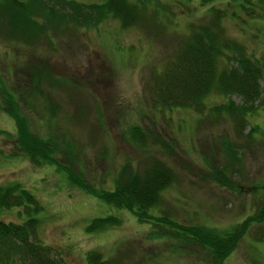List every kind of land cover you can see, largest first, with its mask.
I'll return each instance as SVG.
<instances>
[{
	"label": "rangeland",
	"instance_id": "obj_1",
	"mask_svg": "<svg viewBox=\"0 0 264 264\" xmlns=\"http://www.w3.org/2000/svg\"><path fill=\"white\" fill-rule=\"evenodd\" d=\"M184 1L159 0L166 10L158 16L157 0L147 3L132 26L108 15L94 25L49 29L36 44L0 38V128L10 132L0 133V184L20 181L36 195L42 206L35 213L37 238L60 249L67 264H86L90 249L120 256L124 264L217 262L182 229L139 220L130 210L74 186L54 164H33L16 146L14 119L3 109L5 92L18 98L33 131L57 138L58 159L97 187H112L125 161L142 168L150 156L165 160L175 178L163 189L159 205L149 209L154 215L228 229L263 200L264 106L247 115L240 132L232 116L209 109L228 98L240 102L235 93L209 95L202 112L161 107L154 98L157 73L175 58L189 25L206 20L209 12L210 3ZM223 24L253 57L264 59V18L226 17ZM31 72L46 76L41 92L29 95L35 80ZM54 77L57 82L47 80ZM133 125L145 131V144L131 138ZM221 169L228 182L217 180ZM105 214L117 222L87 229L93 217ZM0 216L22 221L26 212L14 206ZM263 261L264 219L251 222L222 264Z\"/></svg>",
	"mask_w": 264,
	"mask_h": 264
},
{
	"label": "trees",
	"instance_id": "obj_2",
	"mask_svg": "<svg viewBox=\"0 0 264 264\" xmlns=\"http://www.w3.org/2000/svg\"><path fill=\"white\" fill-rule=\"evenodd\" d=\"M153 1L0 0V38L36 44L42 35L48 34L49 29H68L78 24L94 25L108 15L119 19L124 27L132 26L144 16L146 4ZM200 2L210 3L206 20L189 25L190 31L182 36L174 53L175 58L169 60L167 67L157 73V87L152 88L155 91L154 98L161 107L171 109L175 106H188L202 112L209 95L216 93L229 96L235 93L241 97L240 102L228 98L214 103L209 109L213 114L222 115L225 112L232 116L238 131L242 132L247 115L259 106H264V59L253 57L245 43L226 33L223 23L226 17L241 21L247 17L264 18V0ZM156 7L157 16L166 10L164 5L159 4V0ZM31 75L35 80L29 85V95L34 91L41 92L40 81L46 76L32 72ZM47 80L57 82L55 77ZM3 98V109L15 122L16 146L28 155L33 164H54L65 172L74 186L115 207L130 210L139 220L154 224L166 223L175 229H182V233H189L190 238L208 248L217 264H222L237 247L251 222L264 219V196L255 212L228 229H217L202 223H180L167 214L154 215L149 209L159 205L163 189L175 178L173 168L165 160L150 156L142 168H135L130 161H125L112 187H97L58 159L59 141L56 137H44L32 130L30 120L20 111V103L14 93L5 92ZM249 131L248 134H251V129ZM0 133L10 134L1 128ZM129 133L132 139L145 144V131L140 125L131 126ZM233 155L237 156L236 152ZM217 180L229 181L222 169ZM14 206H24L26 217L22 221H14L0 216V264H67L60 249L37 238L38 217L35 213L42 206L36 195L20 181L1 183L0 213ZM117 220L112 214L96 216L91 219L87 229H98ZM85 262L124 264L120 256H105L97 249L86 251Z\"/></svg>",
	"mask_w": 264,
	"mask_h": 264
}]
</instances>
